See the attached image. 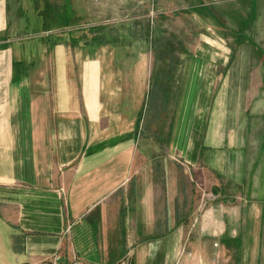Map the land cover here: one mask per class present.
Segmentation results:
<instances>
[{
  "label": "crops",
  "instance_id": "1",
  "mask_svg": "<svg viewBox=\"0 0 264 264\" xmlns=\"http://www.w3.org/2000/svg\"><path fill=\"white\" fill-rule=\"evenodd\" d=\"M6 30L0 0V264H264V107L231 62L188 60L153 138L145 59L59 43L39 70Z\"/></svg>",
  "mask_w": 264,
  "mask_h": 264
},
{
  "label": "rangeland",
  "instance_id": "2",
  "mask_svg": "<svg viewBox=\"0 0 264 264\" xmlns=\"http://www.w3.org/2000/svg\"><path fill=\"white\" fill-rule=\"evenodd\" d=\"M5 17L4 41L17 42L18 58L36 60L39 70L59 43L145 59L140 131L150 137L158 138L168 111L181 109L183 93L170 87L184 80L188 60L231 62L242 76L232 83L237 106L264 107V0H5Z\"/></svg>",
  "mask_w": 264,
  "mask_h": 264
},
{
  "label": "built area",
  "instance_id": "3",
  "mask_svg": "<svg viewBox=\"0 0 264 264\" xmlns=\"http://www.w3.org/2000/svg\"><path fill=\"white\" fill-rule=\"evenodd\" d=\"M25 264H88V263L76 257H71L67 260H64L59 255H53L51 257L44 258L39 262H29Z\"/></svg>",
  "mask_w": 264,
  "mask_h": 264
}]
</instances>
